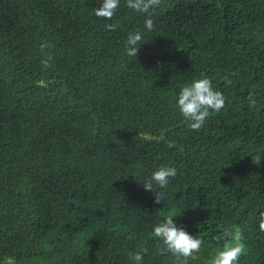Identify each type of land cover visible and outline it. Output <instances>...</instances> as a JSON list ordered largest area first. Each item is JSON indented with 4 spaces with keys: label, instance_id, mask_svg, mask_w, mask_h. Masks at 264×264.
Here are the masks:
<instances>
[{
    "label": "trees",
    "instance_id": "obj_1",
    "mask_svg": "<svg viewBox=\"0 0 264 264\" xmlns=\"http://www.w3.org/2000/svg\"><path fill=\"white\" fill-rule=\"evenodd\" d=\"M101 4L0 0V264H133L143 248L142 264H177L152 236L168 215L203 240L187 264H211L233 226L238 264H264V0H161L150 16L120 0L111 20ZM202 74L228 101L192 131L176 99ZM165 165L176 177L146 192Z\"/></svg>",
    "mask_w": 264,
    "mask_h": 264
},
{
    "label": "clouds",
    "instance_id": "obj_2",
    "mask_svg": "<svg viewBox=\"0 0 264 264\" xmlns=\"http://www.w3.org/2000/svg\"><path fill=\"white\" fill-rule=\"evenodd\" d=\"M126 6L136 12L151 15L150 10L156 9L161 5V0H125ZM120 6V0H102L99 8L93 9L97 18L111 20ZM117 24L107 23L105 28L109 31H115ZM144 28L147 31L154 29V20L146 18ZM144 31L130 32L126 38L125 53L129 57H136L144 37ZM51 48L48 42H42L40 51L43 53L41 59L42 67L47 70L52 67L53 56L47 51ZM225 84L230 85L232 81L225 76ZM228 97L222 91L217 90L210 78L202 76L194 79L191 83L180 88L176 99V107L183 118L189 122L192 131H200L206 120L216 112L225 108ZM255 102L253 101V104ZM177 175V169L170 166L158 167L151 176L142 185L146 192L153 193L154 184L159 189L168 187L170 180ZM155 203L164 201L163 192H157ZM177 215H168L161 222L157 223L152 229V236L162 242L164 248L175 257L177 264H187L189 257L198 253L203 244V240L197 236L189 234L183 227H178L173 217ZM225 243L222 249L211 260V264H238L241 256L246 254L247 246L244 243L243 229L240 226H233L224 229L222 233ZM221 237H216L220 239ZM148 249L143 248L137 252H129L128 258L133 264H142L143 255L147 254ZM13 258H8L5 264H9ZM14 264V262H13Z\"/></svg>",
    "mask_w": 264,
    "mask_h": 264
}]
</instances>
